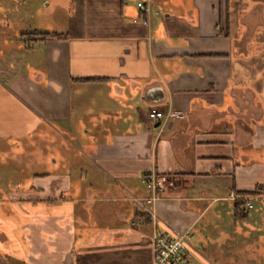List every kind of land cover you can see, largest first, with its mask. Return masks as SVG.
Instances as JSON below:
<instances>
[{
	"label": "crops",
	"instance_id": "obj_1",
	"mask_svg": "<svg viewBox=\"0 0 264 264\" xmlns=\"http://www.w3.org/2000/svg\"><path fill=\"white\" fill-rule=\"evenodd\" d=\"M68 1L57 35L0 67V148L28 182L0 201L14 208L0 234L66 264H152L135 199L154 171L158 226L189 231L186 264L264 239L254 204L243 213L244 198L264 212V0Z\"/></svg>",
	"mask_w": 264,
	"mask_h": 264
},
{
	"label": "rangeland",
	"instance_id": "obj_2",
	"mask_svg": "<svg viewBox=\"0 0 264 264\" xmlns=\"http://www.w3.org/2000/svg\"><path fill=\"white\" fill-rule=\"evenodd\" d=\"M69 9L68 0H0V67H6L13 61V55H18V52L21 51L20 42L25 41L26 43L29 41L27 39L31 36L23 33L32 30L44 32L53 29V27H62V18L64 14L69 13ZM37 135L38 133L36 132L35 136ZM41 146L40 142L36 151H41ZM13 154L14 150L10 146L0 148V201L10 199L8 193L15 191L17 185V188H20L28 184L25 175L20 174L17 177L13 175L16 165L23 162L18 157L14 158ZM25 167H27L26 163L22 168L25 169ZM31 169L41 172L42 165L36 164ZM251 203L250 211L253 210L254 206L257 209L254 221L253 218L251 221L259 224V229L256 232L263 234L264 228L261 227V224H264V212L260 210L262 203L261 201L253 203V200ZM13 210L14 208L10 203L0 204V218H10V211ZM244 212L246 211L243 210ZM35 229L34 227L30 228V232ZM5 238V236L0 234V264H66L65 260L62 262L58 260V250L55 249L57 247L48 244L51 239L46 241L48 250L43 254L41 251L44 249L43 247L39 251H35L34 248L31 249V247L28 249L29 246L27 244L22 245V247H16L14 244L11 245V241L8 238ZM215 250L212 255L204 249L198 248L199 254L207 264H264V239L262 237L252 240L249 244L243 241L239 245L229 247V254L222 255V261L220 260V251L218 252L217 245H215ZM246 251H248L247 255L245 254ZM73 263L80 264L82 262L74 259ZM188 264L203 263L200 260H191Z\"/></svg>",
	"mask_w": 264,
	"mask_h": 264
},
{
	"label": "built area",
	"instance_id": "obj_3",
	"mask_svg": "<svg viewBox=\"0 0 264 264\" xmlns=\"http://www.w3.org/2000/svg\"><path fill=\"white\" fill-rule=\"evenodd\" d=\"M138 9L147 17L153 13L148 2H137ZM148 118L152 121H166L177 115L170 110L164 111L156 106H151L147 112ZM142 183L146 187L148 194L142 199H135L142 212L146 213L152 220V233L150 240L153 249L152 264H185L189 251L187 239L190 237L189 231H160L154 210L155 203L161 199L165 183L161 176L151 171L142 177ZM235 198L234 195L231 196ZM252 207L249 198H244V211Z\"/></svg>",
	"mask_w": 264,
	"mask_h": 264
},
{
	"label": "trees",
	"instance_id": "obj_4",
	"mask_svg": "<svg viewBox=\"0 0 264 264\" xmlns=\"http://www.w3.org/2000/svg\"><path fill=\"white\" fill-rule=\"evenodd\" d=\"M24 35L25 34H29L32 38H35L37 36H41V37H46V36H49V35H57L55 32H39L37 30H32V31H29V32H26V33H23ZM28 40V39H27ZM244 194H256L257 192L253 191V192H243Z\"/></svg>",
	"mask_w": 264,
	"mask_h": 264
}]
</instances>
